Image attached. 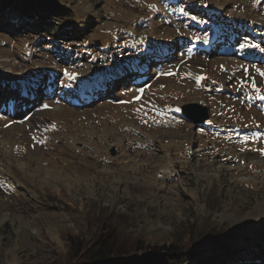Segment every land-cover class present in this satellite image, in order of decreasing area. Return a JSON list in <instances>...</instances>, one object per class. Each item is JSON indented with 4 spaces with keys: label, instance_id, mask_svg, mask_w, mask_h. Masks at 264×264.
<instances>
[{
    "label": "rangeland",
    "instance_id": "1",
    "mask_svg": "<svg viewBox=\"0 0 264 264\" xmlns=\"http://www.w3.org/2000/svg\"><path fill=\"white\" fill-rule=\"evenodd\" d=\"M51 1L86 43L0 27V264L80 263L71 242L106 223L264 264V0Z\"/></svg>",
    "mask_w": 264,
    "mask_h": 264
},
{
    "label": "trees",
    "instance_id": "2",
    "mask_svg": "<svg viewBox=\"0 0 264 264\" xmlns=\"http://www.w3.org/2000/svg\"><path fill=\"white\" fill-rule=\"evenodd\" d=\"M57 4L51 0H0V27L10 33L36 35L39 45L43 42L47 43V40L51 39L55 41L57 39L59 42L76 40L80 45L86 43L88 40L83 35L87 33L88 28L91 26L89 21L83 18V20L77 22L71 10ZM5 13L7 14L5 15ZM61 17H69L70 20H73L72 26L66 28L60 25L58 19ZM1 20L4 22L1 23ZM81 26L84 28H81ZM103 46L104 44L101 42V47ZM130 79L131 77L127 80ZM119 80L122 81V78ZM127 80L122 81V84H126ZM42 85L46 87L45 76L39 89L42 95L46 96V91ZM114 85L117 84H111V88ZM6 99L7 97H4L2 101ZM4 103L2 102V105ZM4 112H6L5 109ZM101 225L98 232L82 237L77 236L78 241L71 240L70 249L74 261L79 255H81V260L85 259L75 264H185L186 260L190 258L195 259V264H211L213 263V257L205 259L201 258L200 255L213 243L223 246L220 249H224L223 254H229V256H226L228 259H239L246 249L239 248V250L235 249L229 252V248L227 249V246L223 245L222 236L211 239L207 237L203 239L198 248L193 247L190 249L174 244L144 245V242L137 236L123 233L112 223L103 224L102 227ZM132 244L135 247L127 248ZM140 250L145 254H136ZM253 253L254 255L258 254L255 258L264 256V243H256L253 247ZM243 257H246V255Z\"/></svg>",
    "mask_w": 264,
    "mask_h": 264
},
{
    "label": "water",
    "instance_id": "3",
    "mask_svg": "<svg viewBox=\"0 0 264 264\" xmlns=\"http://www.w3.org/2000/svg\"><path fill=\"white\" fill-rule=\"evenodd\" d=\"M181 113L194 125H199L208 119L209 113L207 107L196 104V103H186L180 107ZM114 153V149L112 148Z\"/></svg>",
    "mask_w": 264,
    "mask_h": 264
},
{
    "label": "snow or ice",
    "instance_id": "4",
    "mask_svg": "<svg viewBox=\"0 0 264 264\" xmlns=\"http://www.w3.org/2000/svg\"><path fill=\"white\" fill-rule=\"evenodd\" d=\"M243 47V45H241ZM262 99H264V97H262Z\"/></svg>",
    "mask_w": 264,
    "mask_h": 264
}]
</instances>
